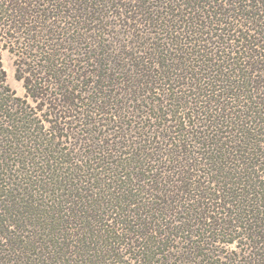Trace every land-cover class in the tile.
<instances>
[{"label":"trees","instance_id":"obj_1","mask_svg":"<svg viewBox=\"0 0 264 264\" xmlns=\"http://www.w3.org/2000/svg\"><path fill=\"white\" fill-rule=\"evenodd\" d=\"M3 49L0 264H264V0H0Z\"/></svg>","mask_w":264,"mask_h":264},{"label":"rangeland","instance_id":"obj_2","mask_svg":"<svg viewBox=\"0 0 264 264\" xmlns=\"http://www.w3.org/2000/svg\"><path fill=\"white\" fill-rule=\"evenodd\" d=\"M1 62L3 69L5 70V75H6V83L9 85L11 89L15 91V93L19 96L24 95V88L22 85L21 80H18L15 78L14 71H15V66H14V55L13 53L9 52L6 49L1 50ZM236 240L229 245V248H234L236 245Z\"/></svg>","mask_w":264,"mask_h":264}]
</instances>
